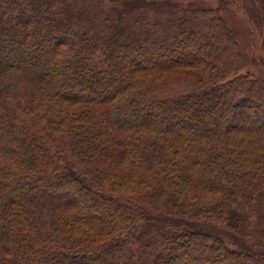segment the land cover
I'll list each match as a JSON object with an SVG mask.
<instances>
[{
    "label": "trees",
    "instance_id": "16d2710c",
    "mask_svg": "<svg viewBox=\"0 0 264 264\" xmlns=\"http://www.w3.org/2000/svg\"><path fill=\"white\" fill-rule=\"evenodd\" d=\"M227 2L0 0V264H264V76Z\"/></svg>",
    "mask_w": 264,
    "mask_h": 264
},
{
    "label": "rangeland",
    "instance_id": "374dc122",
    "mask_svg": "<svg viewBox=\"0 0 264 264\" xmlns=\"http://www.w3.org/2000/svg\"><path fill=\"white\" fill-rule=\"evenodd\" d=\"M227 1L222 14L227 25L235 31L239 42L251 58L248 70L264 76L263 31L251 17L252 12L255 11V4L253 0ZM239 119L244 118L239 117ZM182 122L179 121V123Z\"/></svg>",
    "mask_w": 264,
    "mask_h": 264
}]
</instances>
